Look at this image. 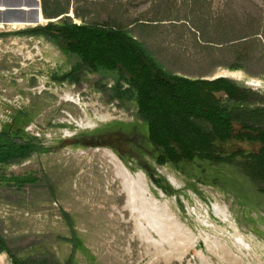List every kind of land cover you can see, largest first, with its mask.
Listing matches in <instances>:
<instances>
[{
    "label": "rangeland",
    "instance_id": "374dc122",
    "mask_svg": "<svg viewBox=\"0 0 264 264\" xmlns=\"http://www.w3.org/2000/svg\"><path fill=\"white\" fill-rule=\"evenodd\" d=\"M55 5L68 8L62 18L72 11L76 23L139 20L145 24L128 28L165 70L188 77L223 75L264 95L262 37L255 34L250 37L258 40L234 48L238 40L229 41L247 34L246 22L260 8L264 21V0H56ZM25 26L0 24V128L17 120L52 150L0 166L7 176H38L21 189L0 185V234L13 256L29 264H65L73 243L65 211L78 243L73 264H264V179L243 166V158L179 167L157 163L159 150L145 136L135 104L108 100L106 89L119 78L69 58L42 36L15 33ZM238 58L243 67L229 68ZM78 133L85 136L76 138ZM258 148L232 140L218 151L247 154ZM111 154L130 174H145L146 195L170 215L164 230L127 205L117 176L122 165Z\"/></svg>",
    "mask_w": 264,
    "mask_h": 264
},
{
    "label": "trees",
    "instance_id": "16d2710c",
    "mask_svg": "<svg viewBox=\"0 0 264 264\" xmlns=\"http://www.w3.org/2000/svg\"><path fill=\"white\" fill-rule=\"evenodd\" d=\"M55 2L40 0L43 17L55 18L68 12V8L57 6ZM73 11L77 18H84L76 8ZM258 11V17L249 18L246 22L247 34L229 40H238L230 47L258 40V37H250L255 34H260L264 41L262 9ZM132 23L139 26L145 24L139 20L125 24L114 18L76 23L69 16H60L56 23L26 27L15 33L42 36L69 58L115 74L119 80L106 89L108 100L117 98L135 104L137 117L144 122L145 136L159 150L157 163L169 162L179 167L181 163L228 162L238 156L244 159L243 166L264 179V95L228 77L209 80L165 70L161 62L132 34L128 28ZM202 41L210 40L202 37ZM238 60L229 68H242L240 60L243 59ZM218 94L225 97L221 99ZM24 127L17 120L1 126L0 166L20 163L33 154L52 150L51 146L43 145L37 137L29 135ZM82 136L85 133H78L76 138ZM232 140L257 143L259 148L247 154L236 151L230 155L218 151L220 145ZM37 180L38 176L33 173L7 176L0 167V185L6 182L21 189ZM62 214L71 228L70 240L73 242L65 264H73L78 243L68 214L65 211ZM0 251L7 252L14 264H29L11 254L1 234ZM38 264L45 263L40 261Z\"/></svg>",
    "mask_w": 264,
    "mask_h": 264
},
{
    "label": "bare ground",
    "instance_id": "6f19581e",
    "mask_svg": "<svg viewBox=\"0 0 264 264\" xmlns=\"http://www.w3.org/2000/svg\"><path fill=\"white\" fill-rule=\"evenodd\" d=\"M41 18L42 16L39 19ZM0 24H24V23L11 22V23H0ZM111 156L115 161L119 163L120 161L119 158H115L114 154L113 155L111 154ZM121 163L122 162L120 161V164ZM117 176L121 179L122 188L127 197L126 203L130 207V209L132 208L133 212L136 210L140 215L144 216L145 219L148 220V222L153 223L159 230H164V224L166 218L169 215V213L167 212L168 210L166 211L163 205L154 203V200L152 198L153 196L150 197L149 195L148 197L146 195V192L149 189L147 188L146 182L148 181V179L146 178L145 174H143L142 172H137L134 175H132L126 170V168H123L122 165L117 169Z\"/></svg>",
    "mask_w": 264,
    "mask_h": 264
},
{
    "label": "water",
    "instance_id": "95a60500",
    "mask_svg": "<svg viewBox=\"0 0 264 264\" xmlns=\"http://www.w3.org/2000/svg\"><path fill=\"white\" fill-rule=\"evenodd\" d=\"M10 12L11 14L0 18V23H24L26 26H36L40 23V17L46 22H52L54 18H45L41 12L40 0H0V13ZM72 11L68 14L71 16ZM226 77L223 75H216L211 78Z\"/></svg>",
    "mask_w": 264,
    "mask_h": 264
},
{
    "label": "crops",
    "instance_id": "0c3cea01",
    "mask_svg": "<svg viewBox=\"0 0 264 264\" xmlns=\"http://www.w3.org/2000/svg\"><path fill=\"white\" fill-rule=\"evenodd\" d=\"M26 27H32V26H25L22 29H25ZM7 244V243H6ZM8 247V245H7ZM9 248V247H8ZM10 250V249H9ZM15 258H17L16 256H14ZM19 261L22 262H27L25 260H20L19 258H17ZM28 263V262H27ZM39 263V262H38ZM36 263V264H38ZM0 264H14V262L12 261L10 255L7 252L4 251H0Z\"/></svg>",
    "mask_w": 264,
    "mask_h": 264
}]
</instances>
